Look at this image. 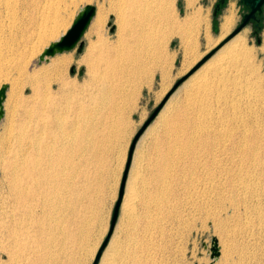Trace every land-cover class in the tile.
Segmentation results:
<instances>
[{
  "label": "rangeland",
  "instance_id": "obj_1",
  "mask_svg": "<svg viewBox=\"0 0 264 264\" xmlns=\"http://www.w3.org/2000/svg\"><path fill=\"white\" fill-rule=\"evenodd\" d=\"M2 1L11 7L0 4V90L8 86L4 117L0 119V220L6 225L0 230V264H94L110 232L132 144L185 78L137 143L124 195V200L127 195L133 196V202L125 207L122 204L100 264H226L224 253L250 242L264 245V223L257 215L242 208L236 213L223 212L214 219L216 205L202 208L205 195L221 196L222 206L238 205L242 199L258 195L264 198V51L260 43L264 41V17L260 29L248 26L241 32L247 34L248 52L219 66L207 85L201 70L229 43L221 47L241 25L246 7L242 0H229L215 19L220 0H175L176 15L173 14L177 23L188 16L203 17L208 26L195 24L196 28L192 24L185 33L176 29V35H172L167 52L174 55V61L166 90L161 86L160 71L149 80L131 62L125 76L116 82L113 96L117 98L113 97L115 101L109 105L95 95L104 82L105 71L97 72L94 80L87 82V68L92 63L88 56L94 50L101 53L104 46L100 40L109 37L117 41L118 17L123 21L126 43L132 42L137 27L132 7L141 4L157 5L159 18L157 13L154 26L159 34L171 31V24L159 12L168 0ZM87 5L96 6L97 13L83 38L82 52L77 48L41 63L43 49L71 27ZM232 5L236 10L232 31L222 36V18ZM48 6L60 9L63 26L55 37L40 44L34 36L38 32L36 23ZM101 12L105 13V21L98 22ZM206 32L211 35V46L207 44ZM189 34L197 36L199 46L189 68L184 69L183 50L185 42L192 38ZM212 53L215 54L196 70ZM144 58L142 62L152 66V57ZM60 61L65 64L58 68L56 63ZM31 76L38 79L35 85L30 82ZM138 78L140 86L135 84ZM190 81V88L186 89ZM195 85L202 87V92L193 88ZM133 91L137 92L134 100L128 99ZM125 104L131 105V110ZM75 109L76 151L60 152L57 145V151H45V147L55 143L54 134L61 137L60 131L54 133L57 120L73 116ZM247 133L252 135V141L260 139L263 143L262 149L253 151L256 154L250 153L255 162L259 160L251 168L255 177L251 181L257 184L251 182L246 187L247 183L238 179H199L204 175L203 169L225 162L226 168L231 166L225 158L237 153L243 144L240 139ZM34 138L41 144L40 150L33 149ZM63 154L76 173L75 179H69L72 184L68 179L49 180L44 193L35 199H15V179H29L31 174L41 179L43 171L53 176L62 174L59 157ZM32 159L39 165L32 166ZM127 188L132 194H127ZM214 240L220 249L216 259H212ZM234 259V264H259L242 260L237 254Z\"/></svg>",
  "mask_w": 264,
  "mask_h": 264
},
{
  "label": "bare ground",
  "instance_id": "obj_2",
  "mask_svg": "<svg viewBox=\"0 0 264 264\" xmlns=\"http://www.w3.org/2000/svg\"><path fill=\"white\" fill-rule=\"evenodd\" d=\"M174 3H175V0H168V2L161 5V7L159 8L160 15L162 17H164V20H166L169 24H171L170 28H173V29L175 28V30L178 29V30H181L182 32L185 33L187 31L185 29L189 28L188 25H192V24L200 25L201 24V26H202V23H204L208 26L207 18H203V17H200L199 19H197V18L194 19L193 17L188 16L186 18L184 17L182 23H180V24L177 23L176 22L177 18L175 19L174 14H173V13H175V11H174L175 4ZM192 3H193V1H192ZM192 3H190V4H192ZM0 4L7 7V8L11 7L9 2L4 3L2 0H0ZM132 10H133V13L135 14V16L137 18V27H136V30L133 31L132 42L126 43L125 38H124L125 29L123 27V21H122V18L118 17L117 22L119 24V30H118V35H117V41L114 42L109 37L106 39L100 40L101 44L104 46V48L101 50V53H96V51L94 50L88 56V59L92 62L91 64H89V66L87 68L88 69V79H87L88 81L87 80L86 81L88 83H91L94 80L93 76L97 72L105 71V78L106 79L103 78L104 82L101 85L102 87L101 86L99 87V93H97V94L94 93L95 95H100V97L99 96L98 97L100 100H102L101 103H109L111 101H113V102L115 101L112 99L114 97L113 96L114 87L117 86L116 82L120 79V76H125L124 72H125V70L129 69L130 65L132 64L131 62H134V66L132 65L134 67V69L142 71L143 75H145L148 79L152 76V74L154 72L160 71L159 73H161V77H162L161 86H162L163 90H166V88L168 87V84L170 83L169 82L170 70H171L172 65H173L172 63L174 61V55H171L167 52V46H168V43L170 42V39L172 38V35H174V36L176 35L177 30L175 31V34H172L174 32V31H172L173 29L171 31H170V29L168 31L165 30L166 31L165 32L163 30L164 29L163 28L162 30L164 32L159 34L160 30L158 31L154 26V23L156 21L155 17H156V14L158 13L157 5L154 6V4L146 3V4H141L137 7H132ZM104 14H103V12L100 13L98 22H100L102 20L105 21ZM175 15H176V13H175ZM158 18H159V13H158ZM235 18H236V10H235L234 5H232L227 9L225 15L222 18V23H221V28H222L221 31L223 33L222 36L229 34V32L232 31L231 29H232V26L234 24ZM36 20H38V19H36ZM62 20L63 19H62L60 9H58L56 7H52V6L45 7L42 11V14L39 17V21L36 23V24H38V26H37L38 32L34 36H35V39L37 40V42L41 44V43H44V42L48 41L49 39H52L53 37H55V35L60 31V29H62V26H63ZM158 21H160V20H158ZM190 27H192V26H190ZM196 28H197V26H196ZM207 28L208 27H206V29ZM66 31L63 32V34L60 37H58L55 41H53L52 43L58 41L63 35L66 34ZM196 31L194 33H197ZM184 33H182V34H184ZM206 33H207V40L206 41L208 42L207 44L211 46L212 45L211 35L209 32H206ZM180 35H181V33H180ZM184 35H186V34H184ZM246 35L247 34L245 32L244 34L241 33L238 36H236L235 38H233L226 46H224L214 56V58H212L202 68L201 73L205 77L204 80H205V83L207 85L209 84V79H210L211 75L216 73V69L219 66L225 65L226 63H230L232 58L234 56H236L237 54H243V53L248 52V51H246L247 50ZM34 36H33V38H34ZM157 36H159V37H157ZM188 37L189 38L192 37V38L189 39V41H187V42H185L186 39L184 40V42L186 43L184 46V50H183V54H184L183 55V66H184V69L189 68V65L191 64L190 62H191L193 56L196 54L197 48L199 46L197 36H191L190 35ZM47 47H45L43 49L41 54L44 52V50ZM262 47L263 48H261V49L264 51V44ZM144 56H147V57L149 56L150 58L152 57V61H153V63L151 64L152 66H149V63L145 64L144 62H142ZM64 64H65L64 61H60V62L56 63V67L60 68ZM36 76H31V78H30V82L32 85H35L38 82V79L36 78ZM37 77H39V76H37ZM129 78H132V77H129ZM126 79H123V80L126 81ZM28 80H29V78H28ZM105 80H108V82H105ZM136 80H135L136 82L133 81V83L135 82L136 86H140V84H141L140 79L138 78ZM191 81L188 84H186V86H185L186 89L190 88V85L193 82V81L192 82ZM109 82L112 83L111 86H109L110 88L107 87L110 84ZM148 82L150 83V81H148ZM88 83H86V84H88ZM121 85H123V84H121ZM120 88H118V90ZM193 88H196L197 91H201V92L203 89L202 87H198L197 85H195V87H193ZM122 89H123V87H122ZM132 90H133V88H132ZM119 92H121V91H119ZM128 95H126V96H128ZM136 95H137V92L133 91L128 96V99L134 100L133 97H135ZM197 95H198V93H197ZM114 98H117V96ZM95 101H96V99H95ZM129 103L132 104V101ZM109 105H110V103H109ZM125 105L127 106V104H125ZM192 105H193V103H192ZM130 106H127L128 111L131 110ZM103 108H104V106H103ZM114 110H116V109H114ZM125 115H128V113ZM122 117H124V116H122ZM64 118H65L64 120L58 119L57 120V126H54L55 127L54 133L56 131L57 132L60 131L61 137L58 139L56 134H54L53 131H51L54 134L53 135L54 138H52V140L56 139V141H55V143L53 142L54 144H52V145L50 144L48 147H45V149H44L45 151H47V152H53L54 150L57 151V149H54V148H56L55 145H57V147H59L58 150H60V152L63 151L67 154H68V152L71 153L73 151H76V109L74 111L73 116H67ZM67 129L69 131H67ZM60 132H58V133H60ZM50 136H52V134ZM243 136H244L243 137L244 139H240V140H243V144H241V145L239 144L240 146L237 148L238 149L237 153L233 154L232 157H228L227 159L225 158V161L228 162V165H229V162L232 163L231 166L226 168L225 167L226 162H225L224 163L225 165H221V164L218 165L217 164L213 168L209 169V167H208L207 169H203L204 175H202L201 177L199 176V179H238L240 181V183H242V184L247 183L246 187L250 186L251 182L252 183L254 182L257 184V181H251V180L255 179L254 173H252L251 168L253 166L257 165L259 160L257 162H255L254 161L255 158L254 159L252 158V157H254V155L252 156V154H250V153H253V151H257L258 149H262L260 146H262L263 143L261 142L260 139L252 141L253 137L251 134L247 133ZM248 141H250V142L252 141L251 144H249ZM33 146H34L33 149H35V151L41 149L40 148L41 144L35 138L33 139ZM233 147H234V145H233ZM228 151H229V149H228ZM75 153H72V154H75ZM55 154H56V152H55ZM253 154H256V153H253ZM63 155H61V157H59L62 165L60 163L59 164L63 168L61 170L65 171V172L63 171L62 174L53 176V175H48L50 172L48 174H45V173H43L45 171H43L42 173H40V175L42 176L41 179H37L36 177H32L31 176L32 174L29 175V179H15L16 183H14V185L12 186V194H14V196L16 197L15 199H22V201H23V199H26V200L35 199L39 194H41L44 191L46 183L49 180L51 182H53L55 179H68V181H69V179L70 180L75 179L76 173L73 172V169H72L73 166L70 165L69 163H67L68 158L65 157L66 154L64 155V157H63ZM225 157H227V155ZM49 158H50V155H49ZM59 159L57 160L58 162H60ZM69 159H71V157ZM219 159L220 158H218V160ZM259 159H261V158H259ZM221 161L223 162L222 159L220 160V162ZM51 164H53V163H51ZM38 165H39L38 161H35V159H32V166L36 167ZM50 167L52 168V166H50ZM57 167H59V166H57ZM246 168H247V170H246ZM53 169H54V167H53ZM53 169H52V171H55ZM75 169H76V167H75ZM46 175H48L49 179H47ZM238 180H237V182H239ZM257 180L261 181V179H257ZM51 182H50V184H51ZM61 183L62 182L60 181V184ZM63 185H64V183H63ZM63 185H62V187H63ZM130 185H131V183H130ZM67 189H68V187H67ZM72 191H74V190H72ZM127 191H128L127 192V194H128L131 192V189L127 188ZM50 192H51V190L49 191V193ZM69 193H71V192H69ZM59 194L60 193H58V195ZM130 194H132V193H130ZM62 196H64V195H62ZM132 197L133 196H131V195H127L126 199L124 200L123 207L130 205L133 202ZM253 198H254V200H253ZM203 200H204V204L202 206L203 209H208V208L216 205V210H215V213L213 215L214 219H217V217L219 215H221V213H223V212L232 211V212L236 213V212H239L240 210H242V208H243L245 210V212L253 213L254 215H257L259 217V219H261L260 222L264 223V198H262L260 195L253 196L251 199H248V198L242 199L240 204L237 205V204L231 203V205H229V206H226V205L222 206L221 205V203H222L221 202V196L216 198V197H209V195H205ZM1 202L2 201H0V204H1ZM252 202L253 203L255 202V204H252ZM5 226L6 225L0 220V230H2V229L4 230ZM253 233H254V231H253ZM254 238H255V234H254ZM250 243L249 244H242L237 250L235 249V250H231L227 253H224L225 263L226 264H230V263L234 264V262H235L234 254H237L238 258H240L242 260L243 259L251 260V261L253 260L259 264H261V263L264 264V245H261L259 243L251 245ZM218 249H219V247H218ZM221 253H222V251H221ZM251 261H249L248 263H251Z\"/></svg>",
  "mask_w": 264,
  "mask_h": 264
},
{
  "label": "water",
  "instance_id": "obj_3",
  "mask_svg": "<svg viewBox=\"0 0 264 264\" xmlns=\"http://www.w3.org/2000/svg\"><path fill=\"white\" fill-rule=\"evenodd\" d=\"M243 4L250 8L251 12L244 16L242 24L238 27V29L221 45L223 47L226 43L230 42L233 38H235L239 33H241L245 28H247L250 25V22L252 20H256L257 14H262L264 11V0H242ZM97 13V8L94 5H87L83 7L78 15L76 16L72 26L69 28L67 33L63 35L58 41L51 43L50 46H48L44 52L40 55L39 61L45 62L48 58L54 57L58 54H62L65 52H71L78 48L79 52H82V50L85 47V44L83 42V38L88 31L93 19L95 18ZM215 53H212L209 55L198 67L200 68L203 64H205ZM73 72V70H72ZM187 78L180 81L176 87L173 89V91L166 97V99L163 101V103L158 107V109L153 113V115L150 117V119L147 121V123L144 125V127L141 129L139 134L136 136L133 144L135 143L134 152L137 146L138 141L142 137V135L145 133V131L148 129V127L151 125V123L157 118L159 113L162 111L164 106L166 105L167 101L169 100L170 96L177 90V88L186 80ZM8 92V86H3L0 90V119L4 117V102L7 97ZM132 144V146H133ZM134 152L132 151V147L130 149L129 158L131 157L130 166H129V158L126 165L124 177L122 179L119 199L116 204V207L114 209L112 221H111V228L109 235L103 244L101 250L99 251L97 257H100V261L102 259L103 253L106 250L113 234L116 228V225L119 220L120 211L122 208L124 195L127 187L128 182V176L130 173V168L132 165V160L134 156ZM212 259H216L220 256V251L218 249V242L217 240H214L213 248H212ZM94 264H97V258L94 262Z\"/></svg>",
  "mask_w": 264,
  "mask_h": 264
},
{
  "label": "flooded vegetation",
  "instance_id": "obj_4",
  "mask_svg": "<svg viewBox=\"0 0 264 264\" xmlns=\"http://www.w3.org/2000/svg\"><path fill=\"white\" fill-rule=\"evenodd\" d=\"M228 1L229 0H220V3L216 6V10L214 11V18L215 17L218 18L219 14L223 11V8L227 5ZM245 7H246L247 12L244 14V16L248 15L251 12L250 8H248L247 6ZM244 16H243V19H244ZM256 17H257L256 20H252L249 26H252L254 29H259L261 26L263 17H264V11L262 14H257ZM243 19H242V22H243Z\"/></svg>",
  "mask_w": 264,
  "mask_h": 264
},
{
  "label": "snow or ice",
  "instance_id": "obj_5",
  "mask_svg": "<svg viewBox=\"0 0 264 264\" xmlns=\"http://www.w3.org/2000/svg\"><path fill=\"white\" fill-rule=\"evenodd\" d=\"M261 44H264V41H261L260 42ZM134 148H135V143L133 144L132 146V151L134 152ZM130 161H131V157L129 158V166H130ZM99 260H100V257L98 256L97 257V264H99Z\"/></svg>",
  "mask_w": 264,
  "mask_h": 264
},
{
  "label": "trees",
  "instance_id": "obj_6",
  "mask_svg": "<svg viewBox=\"0 0 264 264\" xmlns=\"http://www.w3.org/2000/svg\"><path fill=\"white\" fill-rule=\"evenodd\" d=\"M215 19H217V17H215ZM260 28H261V26H260ZM260 28H259V29H260Z\"/></svg>",
  "mask_w": 264,
  "mask_h": 264
}]
</instances>
